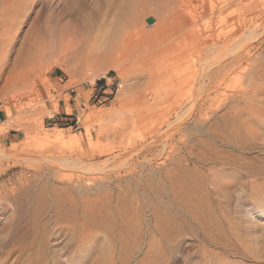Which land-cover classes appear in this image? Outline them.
<instances>
[{
  "label": "rangeland",
  "instance_id": "1",
  "mask_svg": "<svg viewBox=\"0 0 264 264\" xmlns=\"http://www.w3.org/2000/svg\"><path fill=\"white\" fill-rule=\"evenodd\" d=\"M19 1L17 4L12 0H0V37L3 38L2 34L7 33L17 20L22 21V25L13 31L17 33V39L11 47H7L5 41V44L0 42V149L10 155L16 154L18 158L33 155L32 152L49 155L65 153L74 159L83 154L84 165L89 167L85 175L95 178L111 176L113 179L108 182L112 183L114 195L107 207L100 204L103 209H98L100 213L91 209L94 213L87 211L84 216L81 215L78 224L74 221V224H67L63 221L62 212L61 216H56L53 208L46 209L45 214L38 211L44 206L40 190L24 195L17 202L13 197L20 187L25 186L24 183L32 186L34 183L39 189L45 186L46 199H50L56 189L68 182L63 176L74 178L79 174L73 167L57 175L54 171L49 173L45 169L46 164L42 166L43 163H40L42 168H38V164L29 165L21 158L16 159V156L0 161V203L5 205L4 210H0V264H44L35 254L38 247H42L59 264H71L70 258L75 257L77 247V235H72L82 228L93 231L95 241L92 240L94 243L88 247L80 264H149L152 253L159 263L158 254L166 248L161 236L164 231L157 230L164 205L161 200L156 202V198H152L154 194L151 193L149 180L161 176L162 166L169 156L163 145L167 122L173 121L170 135L176 138L182 135L176 132L182 127L184 135L192 140L209 142L213 136L208 131L209 127L221 122L226 109H222L217 116L211 115L210 110L221 103H213L216 94L213 89L209 90L210 87L204 90L201 99L204 102L197 103L198 109H187L190 105L186 100L190 99L192 90L177 101L165 99L156 106L155 89L164 80L158 72L174 66L173 62H183L180 43L192 31L184 30V12L194 10L198 5L200 11L211 14L217 10L219 0H33L32 5L28 3L26 11L21 9L22 0ZM141 2L144 8L140 6ZM262 7L264 5L250 15L255 16L262 10L259 23L264 21ZM246 11L243 5L235 9L233 4L224 10L231 17ZM150 18L154 19L153 24L147 22ZM5 38L8 36L4 35ZM33 38L43 41L51 52L47 51L42 62L30 68L26 59L31 44L29 41ZM189 72L185 67L179 73L172 69L171 79L178 81ZM194 72L195 69L191 74ZM231 79L238 80V76ZM161 90V93L165 91ZM232 90H227L229 94H226L232 95ZM221 91L225 92L224 89ZM207 94L209 98L205 97ZM234 100L231 97L228 103ZM138 107H144L139 109L149 114L151 119L147 120L148 116L139 112ZM153 107L154 112L151 111ZM180 112L182 116L176 121ZM137 116L146 120L140 122ZM207 118L208 122H205ZM4 121L9 122L8 125H2ZM102 123L106 125L102 127ZM58 132H63L61 144H49L46 139ZM261 134L259 146H264V130ZM259 146L246 156L259 157ZM55 147L60 149L50 154ZM184 154L187 155L186 152ZM108 160L113 161L109 163ZM159 186L155 184V188ZM248 191L246 186H236L220 203L225 208L230 207L228 209L234 212L236 218L240 216L244 227L254 229L255 234L261 236L258 250L263 252V257L255 255L258 254L257 248L252 251L253 255L249 254V249V253L245 251V256L230 255L224 264H264V212H254L252 218H255V224L241 215L251 205ZM27 197L34 201L35 207L32 204L31 208H27ZM67 218L72 222L69 217L64 219ZM39 222L41 225L47 223L49 233L55 236L48 244L47 235L44 238V231L37 227ZM63 226L68 229H63ZM133 241L138 242L137 245ZM127 242L134 250L127 254L124 261L125 255L120 253L123 243ZM198 245L193 238H187L179 249H175V257L169 264H209L203 259ZM125 250H129L128 247ZM77 260L78 257H75L74 261Z\"/></svg>",
  "mask_w": 264,
  "mask_h": 264
},
{
  "label": "bare ground",
  "instance_id": "2",
  "mask_svg": "<svg viewBox=\"0 0 264 264\" xmlns=\"http://www.w3.org/2000/svg\"><path fill=\"white\" fill-rule=\"evenodd\" d=\"M12 1L17 4L21 2L19 0ZM22 2L21 9H25L24 11H26L28 3L32 5L33 0H22ZM143 2L140 4L142 8H144ZM14 3L12 4L13 7L18 8L17 5L14 6ZM231 4L235 6V9L236 6L243 5L247 11L243 14H234L233 17L227 16L228 14L225 13L224 10ZM261 5H264V0H219V5L216 8L217 10L211 14L209 11H200L198 5L195 6L194 10H187L183 14L184 30L192 29L191 33L185 35L186 37H184L180 43L179 50L183 62L177 63L180 60L173 62L172 65L174 66H171L165 71L162 70L158 72L164 80L161 86L155 89L154 104L157 106V104L162 103L165 99L167 101H177V98L183 97L187 91L191 92L190 90H192V94H188L190 99L186 100L190 105L187 109H198L197 103L204 102V100H201L204 90L210 87L209 90L213 89L216 94L212 100L213 103H221H218V106H215L216 104L214 105L216 108L212 111L210 110L211 115L213 117L215 115L217 116V113L222 109H226V113L222 116L221 122H215L209 127L208 131L212 132L213 135L211 139L209 138L211 140L209 142L201 139H197L196 141L192 140L193 138L191 139L190 136L184 135L181 126L176 132L179 134L182 133V135L176 138L173 134L170 135L173 121L167 122L163 145L165 151H168L169 156L162 166L161 176L153 180L150 178L149 180L150 189L152 190L151 193L153 192L154 194L152 198H156V202L161 200V204L164 205L163 213L159 216L160 227L157 230L163 229L164 232L161 236L166 242V248L158 254L160 258L159 263L157 262L159 260H156L154 253H152L153 258L150 260L149 264H169V261L175 257V249H179V246L187 238H193V240L197 241L199 244V252H201L203 259L207 260L209 264H224L230 255L245 256V251L249 253L250 249L249 254H252L255 248H257L258 253H255V255L258 258L263 257V252L258 250L261 236H257L254 229L244 227L241 217L239 216V218H236L234 212L229 210L230 207H228L229 209L225 208V206L220 203L222 198L227 197L229 192L236 186H246L249 190L247 197L251 205L245 211L243 210L241 215L248 217L249 223L255 224V218H252L254 212H264V146H259V138L263 135L261 134V130H264V21L259 23V19H261L260 14L263 13L262 10L261 13L250 16L251 13L259 9ZM139 7L138 9H140ZM18 10L19 9H17V11ZM18 14L20 15L19 12ZM243 16H245L244 20H242ZM22 17H24V15ZM18 18H20V16ZM20 24L22 25V21L19 22L17 20V23L14 26L12 25L7 33L2 34L3 38L4 35L8 36V38L3 39L0 37V42H3V44L6 43L8 45L7 47H11L17 39V33L13 31L15 28H18L17 26ZM29 42H31V44L28 47L26 65L33 68L42 62L50 50L39 38L30 39ZM0 46L2 47V44ZM184 67L190 70V72L187 73V75L181 76L178 81L172 80L171 70L173 69L179 73L181 72V68ZM194 69L195 72L191 74ZM235 75L238 76V80L231 79V77ZM161 89L165 91L161 93ZM222 89H224L225 92H222ZM229 89H234L232 90L234 93H231L232 95L230 96L226 94L228 93L226 91ZM188 95L185 97H188ZM205 97L209 98L210 95ZM231 97L235 99V102H231L232 104L230 103V105L228 101ZM154 107L152 108L153 110L151 109L153 112L155 109ZM139 108L142 107H138V109ZM151 111L149 110L148 113H151ZM139 112L146 115V113L140 109ZM182 112L176 115V121L181 118ZM48 115L52 116V113ZM98 116H100V114ZM157 116L159 118V115ZM137 118L139 117L137 116ZM148 118L151 119V117L148 116L147 120ZM154 118L155 115L153 119ZM143 119L144 118H142V120ZM142 120L139 118L140 122H142ZM145 120L146 119H144V121ZM207 120L208 118L204 121L206 122ZM106 121L107 120L104 122ZM8 123L9 122L4 121L2 125H8ZM106 123H102V127L106 125ZM206 124L207 123L204 125ZM177 128H179V126ZM61 133L50 136L46 140L49 141V144L50 142L59 144L62 139ZM257 145L261 149L260 156L248 158L246 153L253 150ZM221 147H224V149ZM59 149L60 147H55L51 150L50 154H52V152L55 153ZM27 152L26 154H30V152ZM184 152H186L187 155H185ZM32 154L33 155L18 158L16 154L10 155L7 154L5 150L0 149V161L10 160L11 157L16 156V159L21 158L23 162H28L29 165H33L34 163L38 164V168H42L41 165L43 166L46 164L45 169L49 171V173L54 171V173L59 175L73 167L79 174L77 175L75 173L77 176L74 178L63 176L62 178H67L66 180L68 182L64 183V186L60 189H53L55 191L50 199H46V194L43 191L45 187L44 184V187L39 189V186L34 183L33 186L32 184L28 185L24 183L25 186L23 188L20 187L19 191L13 197L16 202L24 195L28 194L29 196V194L38 189L42 192L41 194H43V196L40 194V200H42L44 205L43 208L38 211H42L45 214L46 209L53 208L56 216H61L63 214L64 218H71L72 222H70L68 218V220L63 218V221L67 224H74V222L78 224L81 215L84 216V214L90 211L93 212L91 209H102L100 208V204L103 206H106L107 203L109 204L114 193L112 194V183L108 181H111L113 178L107 175L103 177L100 176V178L86 176L85 173L89 172V167L84 165L83 154L77 157V159L65 153L49 155L46 153L34 154L32 152ZM112 161L108 160L107 162L112 163ZM40 163L43 164L40 165ZM116 167L117 166H115V168ZM62 182L65 181L63 180ZM156 183L160 185L158 188L156 187L157 189L155 188ZM33 197H35L34 194ZM27 199L26 206L27 208H31L33 200L31 201L30 197H27ZM27 199L25 198L24 200ZM22 204H24V202ZM154 204H152V206ZM45 205L47 207H45ZM4 208L5 205L0 203V210H4ZM99 211L100 210L97 212L100 213ZM98 213L95 214L98 215ZM76 214L79 215L76 216ZM63 221L59 222L62 223ZM36 223L37 222H35V224ZM38 225L37 227H41L40 229L44 231V238L47 235L46 241L48 244L50 238L55 236H53V233H49L50 231L48 230L47 223L42 225L40 223ZM62 228L68 229L66 226ZM40 229H38V232L41 231ZM93 234V231L82 228L79 233L72 235V237L77 235V239L75 238L77 247L76 250H74V256L76 258L78 257L79 260L74 261L75 257H72L70 258L71 264H80L82 262L84 256L88 252V247L90 248L94 243L92 241L94 240ZM135 240L138 241L137 239ZM39 241L41 242V239ZM133 243L137 245L138 242L133 241ZM126 245L130 252L129 250H125L127 248ZM130 245L131 243L127 242L123 243L121 247L122 251L120 254L122 256L125 255L124 261L127 259V254L132 253L131 251L134 250L131 249L132 246L129 247ZM36 251L35 254H37L41 263L59 264L58 261L53 259V256H49L48 252L44 251L42 247H38ZM10 253L11 252H9V254ZM180 253L181 252L178 254Z\"/></svg>",
  "mask_w": 264,
  "mask_h": 264
},
{
  "label": "water",
  "instance_id": "3",
  "mask_svg": "<svg viewBox=\"0 0 264 264\" xmlns=\"http://www.w3.org/2000/svg\"><path fill=\"white\" fill-rule=\"evenodd\" d=\"M147 22H148L149 24H153V23H154V19L150 18V19L147 20Z\"/></svg>",
  "mask_w": 264,
  "mask_h": 264
},
{
  "label": "trees",
  "instance_id": "4",
  "mask_svg": "<svg viewBox=\"0 0 264 264\" xmlns=\"http://www.w3.org/2000/svg\"><path fill=\"white\" fill-rule=\"evenodd\" d=\"M101 83L103 82V81H100Z\"/></svg>",
  "mask_w": 264,
  "mask_h": 264
},
{
  "label": "built area",
  "instance_id": "5",
  "mask_svg": "<svg viewBox=\"0 0 264 264\" xmlns=\"http://www.w3.org/2000/svg\"><path fill=\"white\" fill-rule=\"evenodd\" d=\"M111 94H113V92Z\"/></svg>",
  "mask_w": 264,
  "mask_h": 264
}]
</instances>
